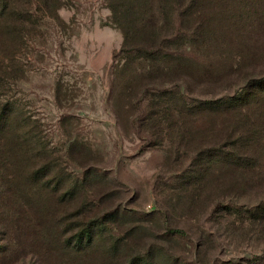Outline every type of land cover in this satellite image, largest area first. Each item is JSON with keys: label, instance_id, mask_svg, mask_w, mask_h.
Wrapping results in <instances>:
<instances>
[{"label": "rangeland", "instance_id": "obj_1", "mask_svg": "<svg viewBox=\"0 0 264 264\" xmlns=\"http://www.w3.org/2000/svg\"><path fill=\"white\" fill-rule=\"evenodd\" d=\"M11 2L12 16L33 23L24 30L27 43L0 95V109L9 105L28 120L47 153L42 160L12 162V181L0 190V246L8 244L4 228H34L18 214L19 195L40 223L37 244L48 245L53 256L61 255L63 238L76 233L52 226L47 212L58 209L63 216L82 210L71 215L76 225H100L87 250L89 264H264V153L253 170L207 161L205 152L224 141L203 134L216 133L221 118L187 110L197 100L232 94L245 77L264 75L263 30L238 12L215 8L206 15L197 68L206 80L192 83L184 96L187 109L179 107L183 98L172 101L179 109L175 120L174 110L164 109L176 81L159 90L149 84L165 104L161 110H143L148 101L141 106L126 96L124 86L139 79L115 82L123 34L111 23L106 0H52L49 11L42 0ZM232 70L244 77L228 79ZM115 85L120 95L113 97ZM151 114L159 115L158 126L142 119ZM47 155L64 182L59 193L21 178L48 165ZM72 184L74 198L61 200ZM29 244L26 250H32ZM22 250L18 246L14 254Z\"/></svg>", "mask_w": 264, "mask_h": 264}, {"label": "trees", "instance_id": "obj_2", "mask_svg": "<svg viewBox=\"0 0 264 264\" xmlns=\"http://www.w3.org/2000/svg\"><path fill=\"white\" fill-rule=\"evenodd\" d=\"M42 1L45 3L44 8L51 10L52 0ZM106 3L111 12V23L123 34V44L117 53L118 62L114 66L115 82L127 76L139 79L124 86L126 96L135 99L141 106L148 101L145 104L146 109L143 110H150L151 107L153 110H161L165 104L159 101L160 95L154 93L149 84L153 87L158 85L159 88L156 89L159 90L166 82L176 81L177 85L167 91L169 105L164 109L174 110L171 118L175 120H178L175 110L179 109L172 101L183 98V104L179 107L187 109L184 96L187 91L192 90V83H203L206 80L200 79L197 68L200 62L199 43L207 14L215 13V8H218V12L222 9L224 12H238L242 18L249 19V26L263 30L264 34V0H106ZM12 10L11 0H0V95L6 93L10 86L9 78L13 76V64L21 57L23 47L27 43L26 25L33 23L32 19L16 13V16H12ZM255 18H258L257 22H254ZM5 44L9 46L5 47ZM234 73L240 80L244 77L241 71L232 70L228 79H232ZM146 79L149 81L144 82ZM237 86L230 95L197 100L195 104H191L192 109L187 110H200L207 114L214 112L221 118V125L217 126L216 133L208 132L210 130L207 129L209 135L206 132L203 134L210 138L219 137L224 141L216 143L221 144L215 152H205L207 161L210 157L223 164L235 166L237 170H253L260 160V154L264 153V75L245 77L242 84ZM119 87L115 85L113 97L120 95ZM20 118L17 110L9 105L0 109V190L12 181V162H24L35 156L42 160V155L47 153V146L41 138L28 128V120ZM142 119H153V122L149 123L154 126L161 123L159 115L153 117L151 114ZM17 122H20L18 126ZM47 157V161H50L48 165L31 170L21 178L26 179L33 187L39 186L50 193L53 189L56 190L54 193H59L56 187L64 182L54 172L57 161L50 159L49 155ZM67 184L69 182H65V185ZM21 185L23 181L20 180L19 187ZM75 189L73 184L70 185L68 192H64L60 199L71 201ZM16 198L19 202L22 201L19 195ZM18 201V214L34 228L30 227L32 231H26L22 226L16 230L4 228L8 244L0 246V264H89L87 250L93 247L99 224L92 227L91 224L85 225L80 221L79 225L74 224L72 217L82 215V210L71 214L72 217L63 216L58 209L47 212V215L52 217L53 227L63 228L66 233L76 232L70 238H63L62 247L61 243L59 244L61 255L58 252L59 255L53 256V250L48 245L37 244L42 242L36 228L40 223L33 221L32 206L25 203L20 205ZM59 235L62 236L60 233ZM14 240H17L16 244H13ZM53 241L58 242L56 239H52ZM29 242L32 250H26ZM18 246H23V250L14 254Z\"/></svg>", "mask_w": 264, "mask_h": 264}]
</instances>
